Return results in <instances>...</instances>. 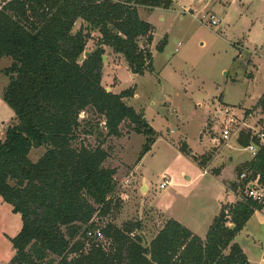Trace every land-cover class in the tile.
Masks as SVG:
<instances>
[{"label": "trees", "instance_id": "16d2710c", "mask_svg": "<svg viewBox=\"0 0 264 264\" xmlns=\"http://www.w3.org/2000/svg\"><path fill=\"white\" fill-rule=\"evenodd\" d=\"M174 0H10L0 9V62L11 59L5 70L10 83L3 99L15 114V124L0 140V196L22 219L20 232L11 239L16 253L9 264H250L235 238L261 207L246 198L223 205L205 239L175 220H168L145 246L134 235L142 224L122 228L107 223L96 240V217L113 211L117 183L106 138H121L128 121L144 135L142 156L150 151L156 132L120 94L102 85L104 46L122 55L132 74L154 73V27L139 9L170 10ZM83 22L74 33L76 23ZM101 37L93 54L83 61L92 33ZM146 40V41H145ZM146 42V45H142ZM166 38L157 46L163 52ZM259 108L264 113V95ZM93 112L106 134L94 148L80 139L95 135L101 122L81 120ZM251 131H242L238 143L246 148ZM258 143V142H257ZM45 153L33 162V149ZM182 152L191 155L189 147ZM264 186V144L257 156L238 168ZM244 188V184L242 183ZM107 240L109 248L101 241ZM228 251V253H227Z\"/></svg>", "mask_w": 264, "mask_h": 264}, {"label": "rangeland", "instance_id": "374dc122", "mask_svg": "<svg viewBox=\"0 0 264 264\" xmlns=\"http://www.w3.org/2000/svg\"><path fill=\"white\" fill-rule=\"evenodd\" d=\"M7 2L0 1V9ZM140 9L144 20L151 12ZM208 14L218 16V27L207 24L203 17ZM149 22L154 27L153 43L148 47L154 73L132 74L124 58L104 46L102 85L113 88L110 91L115 94L135 89L126 102L144 114L156 132L155 142L141 158L146 137L136 134L128 121L122 125L121 138H106L104 148L110 154L106 167L117 170L114 211L94 218V222L100 231L110 222L119 228L141 223L142 228L132 236L142 238L143 232L150 244L165 224L162 214L164 207H170L169 192L177 196L172 205L177 204L178 210L185 211L181 204L189 201L190 212L204 227L226 202L245 198L238 168L253 158L238 143L237 127L228 140L223 139L226 118L220 113L230 111L238 118L244 115L249 125L263 123L258 104L264 91V0H177L170 10H153ZM82 24L79 20L73 32ZM100 37L98 32L92 33L87 52L95 49ZM164 38L166 45L159 52L157 46ZM11 64L8 58L0 62V140L16 122L3 99L10 83L5 70ZM81 120L93 125L101 122L95 135L80 136L96 147L103 140L99 134H106L102 119L90 111L82 113ZM183 146L190 148L191 155L182 152ZM44 153L45 148L33 149L29 158L36 162ZM166 181V188L161 189ZM21 227V216L0 196V264H9L15 256L11 239ZM101 242L108 250L110 241ZM238 243L252 264H264L262 212L249 220Z\"/></svg>", "mask_w": 264, "mask_h": 264}, {"label": "built area", "instance_id": "2783aa9c", "mask_svg": "<svg viewBox=\"0 0 264 264\" xmlns=\"http://www.w3.org/2000/svg\"><path fill=\"white\" fill-rule=\"evenodd\" d=\"M0 1H9V0H0ZM6 4V3H5ZM4 4V5H5ZM206 18L207 24H210L212 27H218L221 23L220 19L215 14H208L204 16L203 18ZM221 116H224L225 119V127L222 132V137L224 140H228L229 137L235 132L234 128L237 127V137H239L240 133L242 131L248 130L251 131V142L250 144L245 148V150H248L252 158H255L257 156L259 145L264 144V113L261 112L262 118L260 119L263 121L262 124L257 123L255 125H249L246 122L245 116L237 117L236 114L230 113V111H227L226 113H220ZM220 116V117H221ZM239 125H242L240 128ZM258 142V143H257ZM240 181L245 185L244 186V192H245V198L253 203H256L261 207V212L264 214V186L261 185L258 181V179L251 178V175L248 171H244L239 176ZM125 183L127 185L131 184V180H126ZM168 182H164L160 185L161 189H165ZM88 237L94 238L96 240H101L103 238V233L100 230H97L95 232L88 233Z\"/></svg>", "mask_w": 264, "mask_h": 264}, {"label": "crops", "instance_id": "0c3cea01", "mask_svg": "<svg viewBox=\"0 0 264 264\" xmlns=\"http://www.w3.org/2000/svg\"><path fill=\"white\" fill-rule=\"evenodd\" d=\"M176 3H177V0H174V4H176ZM174 4H173V6H174ZM142 9H144L143 11H146V8H142ZM155 10H156V9H155ZM149 12H151L150 15H149L148 17H145V19H144V20L147 21V22H149L150 17L152 16L153 11H149ZM139 13H140V15H141V9L139 10ZM141 17H142V16H141ZM150 22H151V21H150ZM150 22H149V23H150ZM117 55H119V54H117ZM120 56H122V55H120ZM122 57H123V56H122ZM123 58H124V57H123ZM124 60H125V59H124ZM110 90L113 91V88H111ZM263 95H264V91L262 92V94H260L259 99H261ZM224 104L227 105V106H231V107H233V106H237V105H233V104H229V103H224ZM189 149H190V148H189ZM231 160H232V159H231ZM226 189H227V188H226ZM166 197H167L168 202H170V203H169L170 207H164V209H163L164 214H162V215H163V217H164V219H165V224H166V222H167L168 220H170V219L175 220V221H177L178 223H180L181 225H183L184 227H186L187 229H189L194 235L200 237L201 239H205L206 236H207V234H208V231H209V229H210L211 225L213 224L214 219H215L216 217H213V218H211L209 221H207V223H206V225H205V227H204V223L200 222L199 219L195 218V217L193 216V213L190 212V210H189L190 202H189V201L184 202V204H181V206H184L185 211H184L183 209H182V210H178V209L176 208V207H177V204H176L175 207L172 205V200H174L175 203H176L177 196L175 195V193H170V192H169V193H167ZM233 203H235V202H233ZM233 203L226 202L225 204H233ZM171 205H172V206H171ZM257 212H261V211H257ZM257 212H256V213H257ZM253 216H254V215H253ZM250 220H251V219H250ZM165 224H164V225H165ZM247 224H248V223H247ZM246 226H247V225H246ZM246 226H245V228H246ZM245 228H244L243 231H242V232H241V233L235 238V243H237V244L241 247V249L243 250L244 254L247 256V259H248L249 263L252 264V262H251V260H250V258H249V256H248L249 254H248L247 251L244 249V247H243L241 244L238 243V238H239L240 235L243 234Z\"/></svg>", "mask_w": 264, "mask_h": 264}, {"label": "water", "instance_id": "95a60500", "mask_svg": "<svg viewBox=\"0 0 264 264\" xmlns=\"http://www.w3.org/2000/svg\"><path fill=\"white\" fill-rule=\"evenodd\" d=\"M93 52H94V50L93 51H90V52H85L84 56L80 59V61H83L84 59L89 58L93 54ZM103 60H104V62L106 61V56L103 57ZM107 91L110 92V89L108 88ZM140 234H141V237L144 240L145 246H148L149 245V242H148L146 236L144 235L143 232H140Z\"/></svg>", "mask_w": 264, "mask_h": 264}]
</instances>
